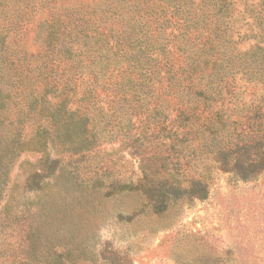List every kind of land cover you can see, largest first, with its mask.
<instances>
[{"label": "rangeland", "instance_id": "rangeland-1", "mask_svg": "<svg viewBox=\"0 0 264 264\" xmlns=\"http://www.w3.org/2000/svg\"><path fill=\"white\" fill-rule=\"evenodd\" d=\"M26 2L0 0V27L23 12L26 27L0 54V264H264V172L237 179L198 159L191 140L189 174L173 165L172 177L206 180V197L170 194L156 212L143 192L123 190L143 167L170 163L175 100L124 98L111 69L90 97L80 79L66 86L27 69L24 52H46Z\"/></svg>", "mask_w": 264, "mask_h": 264}, {"label": "trees", "instance_id": "trees-1", "mask_svg": "<svg viewBox=\"0 0 264 264\" xmlns=\"http://www.w3.org/2000/svg\"><path fill=\"white\" fill-rule=\"evenodd\" d=\"M26 4H34L38 11L33 42L46 52L28 57L24 52L21 61L27 69L66 86L80 79L88 97L96 92L92 82L111 69L120 77L119 84L108 78L104 83L121 88L124 98L129 91L134 101L144 93L156 101L164 98L167 104L175 100V120L181 123L170 134L171 147L163 157V161L171 158L170 163L143 167L139 180L124 183L123 190L143 192L156 212L168 207L170 194L206 197V180L190 175L182 185L172 177L173 165L185 177L189 174L183 165L188 163L184 157L190 153L185 149L191 140H196L198 159L217 163L218 169L237 179L264 172V0H27ZM24 13L0 27V54L10 43L16 45L13 38L20 26L26 28ZM249 25L255 28L254 36ZM250 37L253 42L246 45ZM248 92L251 96L245 100L243 94Z\"/></svg>", "mask_w": 264, "mask_h": 264}]
</instances>
